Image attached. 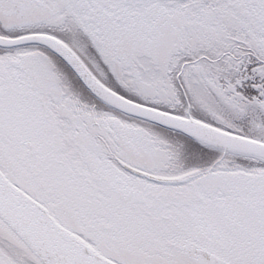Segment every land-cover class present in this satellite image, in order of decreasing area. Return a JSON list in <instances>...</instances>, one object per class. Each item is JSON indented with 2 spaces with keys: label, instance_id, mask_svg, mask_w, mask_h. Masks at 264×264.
<instances>
[{
  "label": "snow or ice",
  "instance_id": "6c2138e0",
  "mask_svg": "<svg viewBox=\"0 0 264 264\" xmlns=\"http://www.w3.org/2000/svg\"><path fill=\"white\" fill-rule=\"evenodd\" d=\"M0 264H264V0H0Z\"/></svg>",
  "mask_w": 264,
  "mask_h": 264
}]
</instances>
